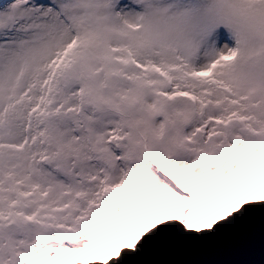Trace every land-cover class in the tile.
<instances>
[{
    "label": "snow or ice",
    "instance_id": "1",
    "mask_svg": "<svg viewBox=\"0 0 264 264\" xmlns=\"http://www.w3.org/2000/svg\"><path fill=\"white\" fill-rule=\"evenodd\" d=\"M0 264H264V0H0Z\"/></svg>",
    "mask_w": 264,
    "mask_h": 264
}]
</instances>
